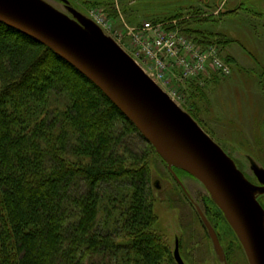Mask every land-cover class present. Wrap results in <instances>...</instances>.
I'll return each mask as SVG.
<instances>
[{
    "label": "trees",
    "instance_id": "obj_1",
    "mask_svg": "<svg viewBox=\"0 0 264 264\" xmlns=\"http://www.w3.org/2000/svg\"><path fill=\"white\" fill-rule=\"evenodd\" d=\"M191 18L166 17L215 43ZM151 150L94 82L0 22V264H176L156 228Z\"/></svg>",
    "mask_w": 264,
    "mask_h": 264
},
{
    "label": "rangeland",
    "instance_id": "obj_2",
    "mask_svg": "<svg viewBox=\"0 0 264 264\" xmlns=\"http://www.w3.org/2000/svg\"><path fill=\"white\" fill-rule=\"evenodd\" d=\"M47 1L68 13L62 0ZM70 1L85 14L102 13L121 33L126 47L138 52L141 60L149 64L151 61L141 47L127 34L125 22L141 26L162 16L164 19L155 22H165L173 29L171 24L179 28V20L166 17L179 13L188 19L192 17V25L206 30L215 40L218 53L229 63L232 72L224 75L211 71L190 76L175 67L166 71L163 84L250 177L254 176L248 159L253 158L264 167V0H112L111 8L116 15L110 14L108 6L93 5L92 0ZM220 5L226 10L215 13ZM235 7L234 12H228ZM206 15H211L210 20L201 19ZM141 145L145 146V142ZM149 155L150 185L159 218L156 228L164 234L172 254L178 238L186 264H219L196 208L160 155L153 150ZM181 179L193 199L208 210L218 226L230 248L232 263L248 264L233 228L211 201L204 184L187 175Z\"/></svg>",
    "mask_w": 264,
    "mask_h": 264
},
{
    "label": "water",
    "instance_id": "obj_3",
    "mask_svg": "<svg viewBox=\"0 0 264 264\" xmlns=\"http://www.w3.org/2000/svg\"><path fill=\"white\" fill-rule=\"evenodd\" d=\"M63 1L71 15L47 0H0V22L47 45L94 82L170 169L180 168L204 184L236 232L250 264H264V207L257 198L264 193V167L250 157L262 183L254 184L126 49L70 0ZM198 211L223 257L215 228L200 206ZM175 257L185 264L178 243Z\"/></svg>",
    "mask_w": 264,
    "mask_h": 264
},
{
    "label": "built area",
    "instance_id": "obj_4",
    "mask_svg": "<svg viewBox=\"0 0 264 264\" xmlns=\"http://www.w3.org/2000/svg\"><path fill=\"white\" fill-rule=\"evenodd\" d=\"M89 15L106 33L112 35L125 47L144 70L164 88L162 80L166 71L175 67L182 68L185 74L190 76L209 74L211 71L228 75L232 71L231 66L220 56L214 44H199L190 36L183 34L179 28L169 29L165 22L146 21L141 26H130L125 22L127 34L141 47L145 57L151 61L149 64L141 60L138 52L126 47L121 33L116 31L112 22L102 13L89 11ZM168 92L179 102L173 92L170 90Z\"/></svg>",
    "mask_w": 264,
    "mask_h": 264
},
{
    "label": "flooded vegetation",
    "instance_id": "obj_5",
    "mask_svg": "<svg viewBox=\"0 0 264 264\" xmlns=\"http://www.w3.org/2000/svg\"><path fill=\"white\" fill-rule=\"evenodd\" d=\"M62 4H63V6H64V9H65L66 11H68V13L71 15V12H70V10H69L68 5H67L64 1H62ZM71 5H72V4H71ZM72 6H73V5H72ZM74 7H75V6H74ZM247 157H248V156H247ZM249 158H250V157H249ZM248 160H249V162H250V168H251V170H252V172H253V176H254V177H250V176L248 175V173H247L245 170H243V169L238 165L237 161H236V160H235V161H236L238 167H239V168L245 173V175L247 176V178H248L250 181H252V182H253L254 184H256V185H262V183L260 182L259 178L257 177V175H256V173H255V171H254V169L252 168V162H251V159H248ZM167 167H168V165H167ZM168 169L171 171V173H172L174 179L179 183L180 187L182 188L183 192H184L185 195L188 197V199L191 201L192 205H194V207L196 208L198 214L200 215V213H199V211H198V206H200V208L203 210V212L206 214V216L208 217V219H209L210 222L212 223L213 227L215 228V230H216V232H217V234H218V236H219V239H220V244H221V246H222V251H223L222 255H223V257H222L221 255H219V253L217 252V250H216V248H215V245H214V241H213V239H212V237H211V235H210V233H209V230H208L207 226L205 225V223H204V221H203V219H202V217H201V215H200L201 223H202L203 227L205 228L206 234H207V236H208V238H209V240H210V242H211V245H212V248H213V251H214L215 256H216V258H217L218 263H219V264H233V263H232V260H231L230 253H229V249H230V248H229V246H228V243H226L225 240L223 239V236H222V234H221V232H220L218 226L216 225V223L214 222V220L211 218V216H210L208 210H207V209L204 210V209L202 208V206L199 205V204L193 199V197L190 195V192L188 191L186 185L184 184L183 180L181 179V177H182L183 175L190 176V177H192V178H194V179H197V178L194 177L193 175L189 174L188 172H186V171L180 169V168L173 167V169H170V168L168 167ZM175 174H177V176L179 177V179L181 180L182 183L176 179ZM208 193H209V192H208ZM209 196H210V194H209ZM210 198H211V196H210ZM257 198H258L259 202L262 204V206L264 207V193H259V194H257ZM211 201H213L212 198H211ZM213 202H214V201H213ZM214 203H215V202H214ZM215 204H216V203H215ZM216 205H217V204H216ZM221 211H222V210H221ZM223 214H224V213H223ZM224 217H225V216H224ZM225 219H226V217H225ZM226 220H227V219H226ZM227 222H228V221H227ZM228 223H229V222H228ZM229 225H230V223H229ZM230 226H231V225H230ZM231 227H232V226H231ZM233 230H234V229H233ZM234 233H235V236H236V239H237V244H238L239 247H240L242 250H244V252H245V249H244V247H243V245H242V243H241L240 239L238 238V236H237V234H236L235 231H234ZM177 243H178V245H179V249H180V242H179V239H178V238H177V241H176V245H177ZM175 249H176V246H175ZM180 254H181V252H180ZM245 254H246V252H245ZM181 256H182V255H181ZM174 257H175V250H174ZM182 258H183V257H182ZM246 258H247L248 264H250L249 259H248V257H247V254H246ZM183 260H184V258H183ZM175 262H176V264H179L178 261L176 260V257H175ZM184 262H185V261H184ZM185 264H186V263H185Z\"/></svg>",
    "mask_w": 264,
    "mask_h": 264
},
{
    "label": "crops",
    "instance_id": "obj_6",
    "mask_svg": "<svg viewBox=\"0 0 264 264\" xmlns=\"http://www.w3.org/2000/svg\"><path fill=\"white\" fill-rule=\"evenodd\" d=\"M238 8H239V7H238ZM238 8H237V9H238ZM235 9H236V7H235L234 9H229V10H235ZM224 10H226V9L223 8L222 11L224 12ZM227 10H228V9H227Z\"/></svg>",
    "mask_w": 264,
    "mask_h": 264
}]
</instances>
